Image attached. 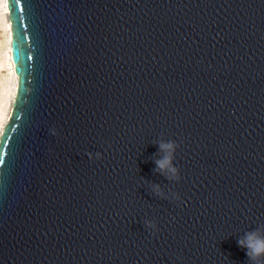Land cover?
I'll return each mask as SVG.
<instances>
[{
  "label": "water",
  "instance_id": "obj_1",
  "mask_svg": "<svg viewBox=\"0 0 264 264\" xmlns=\"http://www.w3.org/2000/svg\"><path fill=\"white\" fill-rule=\"evenodd\" d=\"M6 7L0 264H248L237 240L264 225V0ZM160 143L176 145L171 179Z\"/></svg>",
  "mask_w": 264,
  "mask_h": 264
},
{
  "label": "bare ground",
  "instance_id": "obj_2",
  "mask_svg": "<svg viewBox=\"0 0 264 264\" xmlns=\"http://www.w3.org/2000/svg\"><path fill=\"white\" fill-rule=\"evenodd\" d=\"M0 27L4 32L2 48H0V72L7 70L3 78H0V134L4 125L8 122L11 104L14 97L17 79L10 60V23L7 18L6 0H0ZM1 32V33H3ZM0 33V34H1ZM10 65V67H9ZM8 66V68H7Z\"/></svg>",
  "mask_w": 264,
  "mask_h": 264
},
{
  "label": "clouds",
  "instance_id": "obj_3",
  "mask_svg": "<svg viewBox=\"0 0 264 264\" xmlns=\"http://www.w3.org/2000/svg\"><path fill=\"white\" fill-rule=\"evenodd\" d=\"M175 147L176 145L173 143H160L159 148L164 156L155 160L157 169L161 173H170L169 179L175 177L177 173V169L172 165ZM149 227H153V225H149ZM237 244L245 250L248 264H264V225L253 231L245 232L243 237L237 240Z\"/></svg>",
  "mask_w": 264,
  "mask_h": 264
},
{
  "label": "rangeland",
  "instance_id": "obj_4",
  "mask_svg": "<svg viewBox=\"0 0 264 264\" xmlns=\"http://www.w3.org/2000/svg\"><path fill=\"white\" fill-rule=\"evenodd\" d=\"M8 18V17H7ZM2 28L0 27V33L3 32V30H1ZM3 39H4V32L0 34V48H2V42H3ZM8 68V66H7ZM6 69V67H5ZM3 69V71L0 72V78H3L4 77V74H7V70Z\"/></svg>",
  "mask_w": 264,
  "mask_h": 264
},
{
  "label": "snow or ice",
  "instance_id": "obj_5",
  "mask_svg": "<svg viewBox=\"0 0 264 264\" xmlns=\"http://www.w3.org/2000/svg\"><path fill=\"white\" fill-rule=\"evenodd\" d=\"M10 59L13 60V63L15 64V71L18 72L17 64H16L15 61H14V57H10ZM29 59H30V57H29ZM5 138H6V137H5ZM2 163H3V160L0 159V164H2Z\"/></svg>",
  "mask_w": 264,
  "mask_h": 264
}]
</instances>
